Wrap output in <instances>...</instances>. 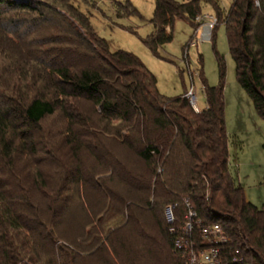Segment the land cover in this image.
Listing matches in <instances>:
<instances>
[{
  "label": "trees",
  "instance_id": "16d2710c",
  "mask_svg": "<svg viewBox=\"0 0 264 264\" xmlns=\"http://www.w3.org/2000/svg\"><path fill=\"white\" fill-rule=\"evenodd\" d=\"M73 1L0 0V15L9 12L0 16L1 33L11 27V35L17 34L18 24L31 28L51 19L60 23L39 45L48 47L44 50L51 54L48 64L35 62L34 89L44 78L49 85L28 97L13 85L10 89L9 84L6 88L0 84V171L3 168L12 175L13 156L18 151L34 152L31 132L46 117L58 113L66 121L64 135L70 136L67 153L60 151L65 159L54 194L44 193L43 209L34 191L7 196L0 186V264H177L162 211L184 198L204 223L221 225L225 237L240 251L238 264H264V203L255 207L246 202L228 172L222 58L215 53L219 84L209 87L202 81L205 108L195 112L184 94L161 95L155 77L136 56L110 51ZM201 3L222 17L218 0H154L152 32L143 45L156 55L157 48L172 39L164 27L175 20L193 22ZM114 8L118 18L137 14L129 1L114 3ZM14 12L28 16L18 18ZM225 19L236 82L264 120V0H233ZM70 53L85 57L88 64L72 72L66 62L57 63ZM73 97L92 100L98 107L96 116L81 119L75 115L69 106ZM74 119L87 125L78 127L77 135ZM112 120L121 123L113 127ZM87 128L104 135L93 143L94 148L107 153L114 172L120 171L106 181L92 169L99 183L94 193L103 195L93 204L84 197L87 182L81 165L70 170L71 160L82 157V151H91L90 142L82 139L90 133ZM121 133L126 141L118 139ZM139 162L140 169L135 165ZM71 184L83 222L78 230L65 231L61 223L71 201L62 192L72 189ZM260 185L264 190V175ZM18 201L33 212L17 213Z\"/></svg>",
  "mask_w": 264,
  "mask_h": 264
},
{
  "label": "rangeland",
  "instance_id": "374dc122",
  "mask_svg": "<svg viewBox=\"0 0 264 264\" xmlns=\"http://www.w3.org/2000/svg\"><path fill=\"white\" fill-rule=\"evenodd\" d=\"M125 1H129L137 14L118 18L114 3L123 4ZM172 1L180 2L181 0ZM232 3L233 0H218L222 17L216 15L212 6L201 3L200 14L193 22L175 20L170 26H165V32L170 34L172 39L169 43L159 46L157 54L153 55L143 45L142 40L152 32L150 20L154 11V0H89V3L80 0L73 1L78 10L88 17L97 36L108 43L109 50H122L136 56L155 77L156 88L165 97H177L182 94L185 97V93L191 87L195 90L197 108L203 110L205 99L202 81H205L209 87L219 84V70L215 53L222 58L224 64L222 95L227 136L228 172L235 184L242 189L245 201L255 207H260L264 203V190L260 185L264 175V120L256 115L250 100L236 82L234 62L228 51L224 28L226 25L225 16ZM22 13H15V15L18 18L28 16ZM6 14L0 16L4 18ZM11 15H14L13 12ZM27 20L35 21L32 18ZM51 20L48 23L37 22L38 24L32 25L31 28L18 24L16 27L20 29V32L13 35L10 33L11 27H8L6 33L0 32V74H2V76L0 75V84L5 88L9 84L10 89L14 86L21 91L23 96L31 97L34 91L49 85V82L44 78L35 86V89L33 87L38 74L35 71L37 66L35 62L42 61L47 65L51 57L49 52H44L45 48H48L47 45L41 48L39 45L43 39H48L50 32L55 33L53 30L57 27L56 25L60 24L56 20ZM32 21H30L31 24ZM3 26L5 27V25ZM209 26L212 28L210 29ZM63 62H66L72 72L88 64L85 57L72 53L66 59L57 60L59 64H63ZM41 76H38V79ZM69 106L71 110L76 111L75 115H79L81 119H85L88 115L95 117L98 110L92 100L84 98H70ZM73 121H76L73 126V130L76 132L74 135L79 132L76 129L87 127V125H80L81 121L77 119ZM65 122L58 113L46 117L31 132L36 141L34 152L18 151L13 156V166L10 169L12 175L8 173V170L2 168L3 172L0 171L2 184L0 186L7 196H11L12 193L23 196L29 189L34 191L33 196L35 195L37 203L41 204V209H43L45 204L43 195L54 191L53 187L60 177V166H62L60 164H63L62 161L65 159V156L62 155L68 151L67 142L70 136L64 135L66 132ZM120 123L119 120L111 121L113 127ZM90 133L82 139L86 141L85 143L90 142L88 145L91 151H82V157L80 154L78 159L71 160L72 168L70 170H73L75 166L78 167V164L81 165V176L87 182L84 197L85 200L86 197L91 199L93 204V202L96 203L95 200H101L103 195L99 194V191L98 194L94 193L97 191L99 183L91 173L92 169L94 168L95 173H99L101 179L106 181L113 175H118L120 171L114 172L113 161L107 153H103V151L100 153L94 148L93 143L104 135H98L94 131H90ZM124 133L117 136L119 140H127ZM60 151L64 153L61 154ZM65 163H67V158ZM135 165L139 169L143 166L140 162ZM116 180L119 181L117 176ZM119 185H121L120 182ZM70 187L72 189L68 192H62V197L67 196L71 201L64 212L66 215L63 217L64 222L61 223V227L65 231L78 230L83 222L80 201H77L74 185L71 184ZM113 202V199H110V203ZM17 204V213L28 215L33 212L32 207H26L19 201ZM100 218L101 215L97 217V219ZM144 223L147 224V221Z\"/></svg>",
  "mask_w": 264,
  "mask_h": 264
},
{
  "label": "built area",
  "instance_id": "2783aa9c",
  "mask_svg": "<svg viewBox=\"0 0 264 264\" xmlns=\"http://www.w3.org/2000/svg\"><path fill=\"white\" fill-rule=\"evenodd\" d=\"M211 29L212 26H209ZM185 98L195 112V90ZM163 220L171 237V252L177 264H238L240 251L225 237L218 222L204 223L187 198L164 206Z\"/></svg>",
  "mask_w": 264,
  "mask_h": 264
},
{
  "label": "crops",
  "instance_id": "0c3cea01",
  "mask_svg": "<svg viewBox=\"0 0 264 264\" xmlns=\"http://www.w3.org/2000/svg\"><path fill=\"white\" fill-rule=\"evenodd\" d=\"M199 110V109H198Z\"/></svg>",
  "mask_w": 264,
  "mask_h": 264
}]
</instances>
